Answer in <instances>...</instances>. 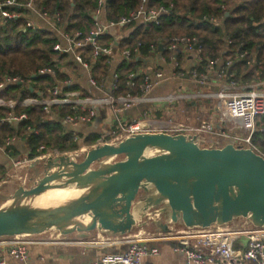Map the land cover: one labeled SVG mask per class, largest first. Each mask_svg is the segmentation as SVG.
Instances as JSON below:
<instances>
[{
    "label": "built area",
    "instance_id": "2783aa9c",
    "mask_svg": "<svg viewBox=\"0 0 264 264\" xmlns=\"http://www.w3.org/2000/svg\"><path fill=\"white\" fill-rule=\"evenodd\" d=\"M105 0H97V9L94 13V29L87 35L82 32L68 34L64 28L60 27V18L58 15L48 16L32 5V0L22 5V9L28 11L27 16H36L41 20L50 23V29L57 35L60 43L54 45L53 50L59 54L67 55L69 60L60 64L59 72L62 73L67 64H75L82 69L87 77L88 91L79 98L67 97L62 86H71L74 80L68 77L62 81H57L52 87L43 91H33L35 97H28L18 102H5L0 100V106L4 107H41L44 112L52 108H67V113L58 116L57 120L64 125V129L71 132L72 141L79 143L82 138L78 128L83 125H89L97 118L98 111L109 112L107 123H105L104 134L100 135L96 143L91 146L81 145L71 152H61L57 149H45L38 147L37 156L29 159L28 155L22 159H13L4 175L0 177V186L17 183L18 185H29L26 176L28 165L35 159L45 160L47 158L56 159L58 156L67 154L73 157L86 150L105 143H117L121 140L140 133H167V134H185L193 136L194 142L200 148H208L211 145L220 148L225 144H232L234 147L252 148L251 138L255 131V120L264 115V91L260 90L264 83H252L248 85L237 84L233 80V73L228 69L232 62L228 61L219 66L218 60L209 63L203 72H199L201 62V47L195 38L176 37L172 38V45L169 50L174 52L177 48H183L187 54H192L194 58L193 67L185 70L175 60L171 59L172 72L169 75L161 71H155L152 75L142 76L141 71L130 73L125 82L128 90L137 87L138 94L114 95L118 91L119 81L116 73L111 74L107 79L98 85L91 78L89 63L84 61L79 50L88 46L92 47L91 58L96 59L99 56H106L108 63L116 64L123 61L130 62L138 57V50H125L117 53L113 45L100 46L98 37L104 34H110L120 37L122 30L135 23L158 25L160 17L169 14L172 5L168 8L160 6L157 9H149L143 3L134 12L128 16L119 19L116 22L102 23L101 9ZM17 5L16 0H5L0 2V25L7 21L16 20L20 14L13 10ZM26 16V17H27ZM26 26L32 29L38 28L28 20ZM118 33H115V32ZM151 49H153L151 47ZM152 52L155 53L154 50ZM161 57V61H165ZM63 69H62V68ZM63 70V71H60ZM55 70L52 68L39 69L34 77L44 75L54 76ZM142 76V81L135 85L132 79ZM179 83L183 87L178 88L176 93L167 96H152L153 90L163 82ZM23 80L18 76H5L0 80V89L6 86L21 84ZM211 88L216 87L215 95L218 98V109L214 117L209 120H202L198 125L192 126L184 119L185 109L180 106L182 102H190L201 98H208L205 93L191 92L183 88ZM97 95H92V92ZM48 95L46 100L42 98ZM212 95V96H213ZM214 97V96H213ZM145 106L146 113L142 119L125 120L121 114L133 107ZM160 114L162 121L151 122L147 120L148 115L154 116ZM7 122H17L26 120L25 114L14 116L8 113L3 119ZM16 138H6L0 151L5 152L12 148ZM263 156V155H262ZM217 227V226H215ZM108 238V237H107ZM175 242L177 246L174 251L181 252L185 258V264H233L235 261L250 262L253 264H264V227L254 228L249 223L232 228H213V229H194L179 231L171 230L164 234H156L147 239H128L119 240L114 246V251L107 252L90 263L84 264H146L144 259L150 256H156L158 250L148 244L151 242ZM27 237L0 239V255L2 251L7 250L15 259L25 262L27 258ZM0 264H4L0 257Z\"/></svg>",
    "mask_w": 264,
    "mask_h": 264
},
{
    "label": "water",
    "instance_id": "95a60500",
    "mask_svg": "<svg viewBox=\"0 0 264 264\" xmlns=\"http://www.w3.org/2000/svg\"><path fill=\"white\" fill-rule=\"evenodd\" d=\"M28 170L29 185L11 194L0 186V239L125 237L149 219L163 234L236 220L264 227V156L252 148H200L193 136L140 133L73 157L35 159Z\"/></svg>",
    "mask_w": 264,
    "mask_h": 264
},
{
    "label": "trees",
    "instance_id": "16d2710c",
    "mask_svg": "<svg viewBox=\"0 0 264 264\" xmlns=\"http://www.w3.org/2000/svg\"><path fill=\"white\" fill-rule=\"evenodd\" d=\"M16 2L13 10L18 12L20 17L0 25V80L5 76H18L23 82L0 89V100L5 102H18L35 97L31 90L43 91L57 81L70 77L71 73L76 77V68L70 63L67 64L69 69L65 68L62 73L59 72L60 64L69 60L67 55L53 50L54 45L61 40L49 30L27 27L28 11L21 6L28 0ZM143 3L149 9H157L160 6L168 8L169 5H172V8L169 14L160 17L158 25L135 23L123 28L120 37L104 34L97 38L100 46H109L111 43L119 54L137 48L138 57L130 62L122 60L111 64L108 63L106 56L92 60L91 46L77 51L81 58L90 64L91 78L98 85L116 73L119 88L114 95L138 94L137 87L135 90H128L125 82L130 73L141 71L142 76L146 74L142 68L144 60L153 53L152 50L165 57L166 62L173 59L181 65L182 59L178 48L174 52L169 50L172 45L171 39L176 37L197 40L201 47L199 72L205 71L212 61L218 60L219 66L230 61L232 65L228 72L234 74L233 80L237 84L264 82V0H105L100 21L116 22L136 11ZM32 5L48 16L58 15L60 27L68 34L82 32L87 35L94 29L93 17L97 9V0H32ZM160 45L163 48L162 52L159 51ZM45 68L54 69L56 74L32 78L39 69ZM142 76L132 79L135 85L142 81ZM62 89L70 98H79L86 92L82 83L75 81L69 87L63 85ZM180 106L185 109L184 120L189 119V123L193 125L211 118V114L206 110L200 111L199 100L182 102ZM141 108L146 110L145 106ZM8 113L14 116L23 113L26 120L12 123L4 121ZM65 113L67 108L55 107L44 112L41 107L0 106V146L6 138H17L24 142L28 158L33 159L37 156L38 147L71 152L81 145H94L101 132L89 135L79 132L82 140L74 143L71 140V132L65 130L64 125L57 120L58 116ZM154 117L161 118L158 113H155ZM103 119L107 123L106 115ZM90 125L80 126L78 130ZM251 145L264 156V115L255 120ZM4 172V168L0 166V177Z\"/></svg>",
    "mask_w": 264,
    "mask_h": 264
},
{
    "label": "crops",
    "instance_id": "0c3cea01",
    "mask_svg": "<svg viewBox=\"0 0 264 264\" xmlns=\"http://www.w3.org/2000/svg\"><path fill=\"white\" fill-rule=\"evenodd\" d=\"M27 20L32 23L34 26L38 28H42L45 30H49L53 32L49 25L50 23L36 16H27ZM103 23V20H101ZM54 33V32H53ZM115 33H118L117 31ZM118 37V36H116ZM179 55L181 56V67L185 70H189L193 67L194 58L192 54H187L185 49H178ZM162 55L158 52H153L147 60H144L143 71L152 75L155 71H161L165 75H169L172 72V64L171 62L161 61ZM73 68H76V77H74L73 73H71L70 77L76 82H81L83 88L85 89L86 94L89 87L87 84V77L80 69L79 66L72 64ZM62 68V67H61ZM65 68H68L66 66ZM64 68V69H65ZM63 69V68H62ZM69 69V68H68ZM63 71V70H60ZM67 71V70H66ZM68 72V71H67ZM182 88V85L176 84L174 82H163L158 85L152 92V96H167L172 93H176L178 88ZM264 84L261 85V89L264 91ZM216 88V87H211ZM187 91L191 92H206V91H215L213 89L207 88H183ZM97 92H92V95H97ZM48 95L46 94L42 99L46 100ZM203 111L205 109H202ZM109 112L103 110L98 111L97 118L94 120L93 124L88 126L87 128H82L78 130V132H82L84 135L89 134H97L98 130L103 128L104 123V115L108 116ZM147 114L146 110H143L141 106L133 107L121 114V117L125 120L129 119H142L144 115ZM215 116V115H214ZM102 118V119H101ZM147 120L151 122L162 121V118L156 119L154 116L148 115ZM182 121H185L182 119ZM189 123V119H186ZM192 126L191 123H189ZM102 125V126H101ZM28 155V151L25 149L24 142L20 141L16 138L11 149L1 152L0 151V166L6 170L10 165L11 160L13 159H22ZM26 176L29 178L32 176L28 167L26 169ZM30 184V182H29ZM18 186V184H17ZM15 186V187H17ZM58 234V233H57ZM133 234V233H132ZM59 236V235H58ZM113 239L114 241H110ZM115 238H107L106 236L101 235L98 232H94L90 234L89 238L86 240H78L74 236L68 237H55L53 233H47L40 236L27 237V258L25 262H21L15 259L8 251L5 249L2 251V257L4 264H84L90 263L102 256L107 252L114 251L113 246L115 244L109 242H116ZM108 242V243H106ZM113 245V246H111ZM151 247H155L158 250V254L156 256H150L144 259L146 264H185L184 255L181 252L174 251V248L177 246L175 242H151L148 244ZM233 264H251L249 262L235 261Z\"/></svg>",
    "mask_w": 264,
    "mask_h": 264
},
{
    "label": "rangeland",
    "instance_id": "374dc122",
    "mask_svg": "<svg viewBox=\"0 0 264 264\" xmlns=\"http://www.w3.org/2000/svg\"><path fill=\"white\" fill-rule=\"evenodd\" d=\"M264 83V82H263ZM262 88H264V87H262ZM215 92H216V90L215 91H212V92H210V91H206V92H201V93H205L206 95H207V97L208 98H201V99H198L199 100V103H200V111H202L203 112V110L202 109H205L209 114H211L210 116H211V118L212 117H214V115H216V113H217V109H218V98L215 96V95H213V94H215ZM214 97H213V96ZM185 103H188V102H185ZM102 126V125H101ZM104 127L105 126H103V128L101 127V129H99V131L98 132H101V134H104ZM24 171V170H23ZM23 171H22V173H23ZM15 186H17V183L15 182V183H11V184H8L7 186H6V188H5V190H4V192H3V194H11L14 190H15ZM246 223V221L245 220H236V221H234L233 223H231V224H229L228 226H224V227H222V228H232L233 226H240V225H244ZM237 224V225H236ZM213 228H219V227H215V225L213 226ZM173 230H175V231H179L180 233H181V231H183L184 230V228L183 227H181V226H174L173 227ZM171 232V231H170ZM132 233H136V237H139L140 238V240L142 239H147L148 237L150 238L151 236H153V233H147V230L146 229H140V230H135L134 232H132ZM131 233V234H132ZM140 234H142V235H140ZM119 242V241H118ZM106 243H108V242H106ZM109 243H112V244H116L117 242H109ZM111 246H113V245H111ZM113 248H114V246H113Z\"/></svg>",
    "mask_w": 264,
    "mask_h": 264
},
{
    "label": "bare ground",
    "instance_id": "6f19581e",
    "mask_svg": "<svg viewBox=\"0 0 264 264\" xmlns=\"http://www.w3.org/2000/svg\"><path fill=\"white\" fill-rule=\"evenodd\" d=\"M54 196H59V194H55ZM237 225V224H236ZM213 226L214 225H212L210 228H208V229H213ZM177 227V226H176ZM218 229H222V227H219ZM171 230H173V228H171ZM54 234V236L55 237H59L58 236V234L55 232V233H53ZM156 234H163V233H153V235H156ZM45 235V234H44ZM136 235V233H133V234H129V235H127V236H125V237H117V238H115L116 240L115 241H119V240H128V239H140L139 237H136L135 236ZM140 235H142V234H140ZM164 235V234H163ZM166 235V234H165ZM22 236H16L15 238H21ZM152 237V236H151ZM149 238V237H148ZM110 241H114L113 239H110Z\"/></svg>",
    "mask_w": 264,
    "mask_h": 264
},
{
    "label": "flooded vegetation",
    "instance_id": "af4514ba",
    "mask_svg": "<svg viewBox=\"0 0 264 264\" xmlns=\"http://www.w3.org/2000/svg\"><path fill=\"white\" fill-rule=\"evenodd\" d=\"M154 220L155 221H158V218H156V217H154ZM146 221V218L144 217L142 220H141V222H145ZM153 225H152V219H149L147 222H146V224H145V226L143 227V228H140V229H146L147 230V233L149 234V233H153ZM173 228V227H172ZM139 228H136L135 230H140Z\"/></svg>",
    "mask_w": 264,
    "mask_h": 264
}]
</instances>
